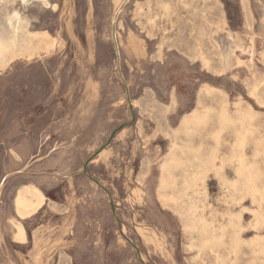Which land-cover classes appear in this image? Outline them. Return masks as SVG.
<instances>
[{"label": "rangeland", "instance_id": "obj_1", "mask_svg": "<svg viewBox=\"0 0 264 264\" xmlns=\"http://www.w3.org/2000/svg\"><path fill=\"white\" fill-rule=\"evenodd\" d=\"M49 1L0 0V264H264V0Z\"/></svg>", "mask_w": 264, "mask_h": 264}, {"label": "bare ground", "instance_id": "obj_2", "mask_svg": "<svg viewBox=\"0 0 264 264\" xmlns=\"http://www.w3.org/2000/svg\"><path fill=\"white\" fill-rule=\"evenodd\" d=\"M28 1V0H27ZM44 5L51 4L49 0H40ZM122 1V0H121ZM122 3V2H121ZM120 3V4H121ZM120 4L118 6H120ZM120 9V8H119ZM123 9V8H122ZM116 10V9H115ZM14 12V11H13ZM114 11L113 13H115ZM120 13V12H119ZM13 14V13H12ZM20 14V13H19ZM18 18V16H17ZM22 18V17H21ZM20 20L22 21V19ZM116 20V19H115ZM20 22V21H19ZM16 30V29H15ZM72 32V31H70ZM30 34V33H29ZM118 34V33H117ZM73 35V34H72ZM63 36V35H62ZM45 37H49V34H45ZM28 41V40H27ZM135 42V41H134ZM55 39H51V43H47L46 39L41 40V43L39 45L40 48L44 50L45 53L51 54L53 51L51 49L55 45ZM135 44V43H134ZM133 45V44H132ZM133 48V47H132ZM15 49V48H14ZM29 50V49H28ZM116 50H117V55L119 58L120 57V51H119V46L116 42ZM15 51V50H14ZM34 53V52H33ZM33 53H29L28 56H32ZM14 56V55H13ZM7 63V62H6ZM3 186V185H2ZM2 189V188H1ZM163 198V197H162ZM165 200V199H164ZM45 199L40 190L36 187L33 186H27L23 187L20 189L17 193L16 196V209L19 214V216L24 220L25 218L31 216L32 214L36 213L39 211V209L44 205ZM23 220L19 221L16 223V239L20 242H26L27 241V236H26V231L23 226ZM217 255V254H216ZM215 255V256H216Z\"/></svg>", "mask_w": 264, "mask_h": 264}]
</instances>
